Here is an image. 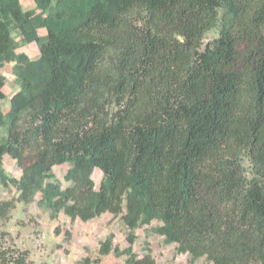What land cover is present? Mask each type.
<instances>
[{
    "label": "trees",
    "instance_id": "1",
    "mask_svg": "<svg viewBox=\"0 0 264 264\" xmlns=\"http://www.w3.org/2000/svg\"><path fill=\"white\" fill-rule=\"evenodd\" d=\"M33 1L0 0V70L17 86L3 111L0 72V187L16 192L0 222L16 203L51 219L107 212L128 243L157 221L189 262L264 264V0ZM32 43L36 58L18 51ZM111 252L154 264L112 234L76 264ZM27 256L0 248V264H37Z\"/></svg>",
    "mask_w": 264,
    "mask_h": 264
},
{
    "label": "rangeland",
    "instance_id": "2",
    "mask_svg": "<svg viewBox=\"0 0 264 264\" xmlns=\"http://www.w3.org/2000/svg\"><path fill=\"white\" fill-rule=\"evenodd\" d=\"M20 3L24 9L34 7L33 0H20ZM38 32L41 35L45 30L39 29ZM214 34L215 31L207 32L204 41ZM18 51L25 52L31 58L38 56L35 43L20 46ZM0 72L5 77L4 98L1 101L2 110L5 111L17 86L13 83L11 64H5ZM2 162L5 171L11 176L20 175V168L11 157L4 155ZM67 167V164L53 166V172L62 180L63 185H66L63 174ZM92 178L97 188L101 172L95 169ZM15 195L14 188L0 187V199H9ZM157 224V221H152L151 224L136 228L133 231V243H128L126 239L128 229L119 217L110 213H103L88 221L71 220L63 213L51 219L49 213L40 209L35 202L27 206L16 203V208L11 211L8 219L0 222V248L27 251V259L37 264H76L85 256L94 257L99 242L112 234L114 246H118L119 249L129 246L139 257L149 252L154 264H211L203 257L195 262H189L186 254L175 251V244H165L162 237L154 232L153 227ZM125 258V255L115 256L111 252L102 257L100 264H124Z\"/></svg>",
    "mask_w": 264,
    "mask_h": 264
}]
</instances>
